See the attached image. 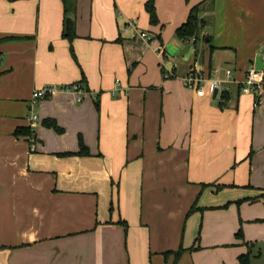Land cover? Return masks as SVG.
Instances as JSON below:
<instances>
[{"label":"crops","instance_id":"crops-1","mask_svg":"<svg viewBox=\"0 0 264 264\" xmlns=\"http://www.w3.org/2000/svg\"><path fill=\"white\" fill-rule=\"evenodd\" d=\"M146 1L69 0L74 59L63 0H0V264H239L246 252L232 203L264 200V91L255 104L240 87L264 64V0L204 1L189 39L176 28L203 0H154L157 23ZM194 68L201 95L183 83ZM75 82L82 100L63 89ZM43 86L56 90L37 101L34 133H17Z\"/></svg>","mask_w":264,"mask_h":264},{"label":"built area","instance_id":"built-area-1","mask_svg":"<svg viewBox=\"0 0 264 264\" xmlns=\"http://www.w3.org/2000/svg\"><path fill=\"white\" fill-rule=\"evenodd\" d=\"M131 24L136 25L137 20L132 19L130 21ZM138 35L151 42L156 38L154 34H151L145 30L138 29ZM154 50L159 54L163 55L164 53V45L163 44H157V46L154 47ZM162 63L164 64V59H161ZM172 74L171 71H168L165 73L166 76ZM117 82L119 79H116ZM204 77L201 74L200 69L194 68L191 69L184 77H183V83L186 86L196 88L197 94L201 95L204 93V85H203ZM212 84L214 87L218 88V80L212 79ZM241 91L244 93H252L256 95L255 104L258 103V96L261 92L264 91V68H256V67H250L247 69L245 73L244 79L241 81ZM63 89L71 90L73 91L78 100H82L84 97V94L86 93L87 89L82 85L80 82H75L69 86L64 87ZM56 90L55 87L52 86H43L40 88H36L33 90L32 97L30 98L28 102V112L26 115V119L29 122V127L32 130L31 135L34 133V128L39 122V115L36 109V103L40 98L46 97L53 93ZM94 97V95H93Z\"/></svg>","mask_w":264,"mask_h":264},{"label":"rangeland","instance_id":"rangeland-1","mask_svg":"<svg viewBox=\"0 0 264 264\" xmlns=\"http://www.w3.org/2000/svg\"><path fill=\"white\" fill-rule=\"evenodd\" d=\"M153 47L154 45L152 48ZM170 58H173V54L170 55ZM176 58L182 59L180 56H177ZM160 65L163 66L161 60ZM229 204L230 203L228 202L224 206H228ZM232 204L234 205L237 220V227H235L233 230L234 232L232 233V239L239 241V243H244L243 245L247 246L246 252H249L250 264H264V200L242 197L241 199L235 200ZM239 229L242 230L243 237L236 235V232ZM197 245L198 244H196V247ZM228 245L231 247L235 246L232 243H229ZM221 253L222 251L215 250L213 252V256L215 258L224 259L225 256ZM181 255L182 254L176 257L175 252V263L180 259Z\"/></svg>","mask_w":264,"mask_h":264},{"label":"trees","instance_id":"trees-1","mask_svg":"<svg viewBox=\"0 0 264 264\" xmlns=\"http://www.w3.org/2000/svg\"><path fill=\"white\" fill-rule=\"evenodd\" d=\"M64 1V5H65V15H64V22H63V29H62V37L66 38L69 42H70V50H71V54L74 57V59L76 58V54L72 45V41L73 39L77 36L76 30H75V19L69 17L67 14L69 13V4L67 0H63ZM206 1L203 0L199 3H197L196 5L192 6L189 14L186 18V20L179 25L176 28V35L181 38V39H189L190 37H195L198 32H199V28L200 26L203 24V19L199 16V10L201 8L202 3ZM145 7L146 10L149 13V20L151 23H157L158 22V17H157V13H156V9H155V4H154V0H147L145 2ZM85 77H83V81ZM42 123L44 125H47L49 127H53L54 129L58 130V131H62L63 127H61L55 118L52 117H46L42 120ZM25 128V129H23ZM21 129H17L16 132L20 133L23 132L26 134H31L32 130L30 129V127H23ZM78 154H89L90 150L89 147L86 145V143L83 140V137L81 134H79V150L76 152ZM194 208V206H192L189 210L192 211ZM124 224V226L126 227L127 223L125 221H120ZM237 236H243V232L241 229H239L236 232ZM182 247L179 248L176 251V257L179 256L182 253ZM238 262L239 264H250V255L249 252H245V253H241L238 256Z\"/></svg>","mask_w":264,"mask_h":264},{"label":"water","instance_id":"water-1","mask_svg":"<svg viewBox=\"0 0 264 264\" xmlns=\"http://www.w3.org/2000/svg\"><path fill=\"white\" fill-rule=\"evenodd\" d=\"M67 15L71 18H74L71 12H69ZM263 67H264L263 61H262L261 57H258L257 61H256V68H263ZM216 92H217V90L214 91V94Z\"/></svg>","mask_w":264,"mask_h":264}]
</instances>
